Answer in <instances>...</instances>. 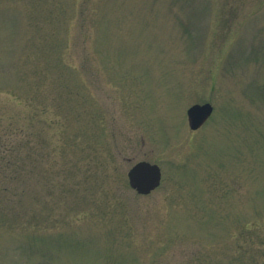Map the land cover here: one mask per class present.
<instances>
[{
    "label": "rangeland",
    "instance_id": "rangeland-1",
    "mask_svg": "<svg viewBox=\"0 0 264 264\" xmlns=\"http://www.w3.org/2000/svg\"><path fill=\"white\" fill-rule=\"evenodd\" d=\"M0 90V264H264V0H0Z\"/></svg>",
    "mask_w": 264,
    "mask_h": 264
},
{
    "label": "water",
    "instance_id": "water-1",
    "mask_svg": "<svg viewBox=\"0 0 264 264\" xmlns=\"http://www.w3.org/2000/svg\"><path fill=\"white\" fill-rule=\"evenodd\" d=\"M210 102L195 103L187 110L190 128L195 130L201 127L213 112ZM131 187L140 194H149L160 186L162 169L157 163L147 160L136 162L128 171Z\"/></svg>",
    "mask_w": 264,
    "mask_h": 264
},
{
    "label": "trees",
    "instance_id": "trees-1",
    "mask_svg": "<svg viewBox=\"0 0 264 264\" xmlns=\"http://www.w3.org/2000/svg\"><path fill=\"white\" fill-rule=\"evenodd\" d=\"M53 1H58V0H52V3ZM80 1L81 5H84L87 1H90V0H75V2H78ZM61 6V5H60ZM83 7V6H82ZM79 7L77 8L76 11H78V14L81 15L82 17V20L84 19V16H85V11H84V8ZM31 18H34V17H31ZM38 24V21L36 22ZM1 92V90H0ZM10 97V101L15 105L17 104V96L16 95H11L9 96ZM25 102L26 99H23V98H20V100L18 101V104L19 102ZM26 103V102H25ZM19 112H22V110H13L10 106H8L6 103H2L0 104V122H6L8 125L4 127L5 130H7V132H4V133H0V137L1 138H4L5 136H2L3 134L7 135L6 137V140H10L9 137L13 134H17L18 137H20L22 134L24 135H27L29 136V133H26V130L21 127V125H17L16 126L14 125L16 122H17V118L15 117L16 114L18 115ZM3 158L4 156L0 155V162H4L3 161ZM4 168H9L10 166V162L9 161H6L4 162ZM13 172V170H10L8 172V175ZM30 178V175L28 172H24L20 169H17V182H26L27 179Z\"/></svg>",
    "mask_w": 264,
    "mask_h": 264
}]
</instances>
